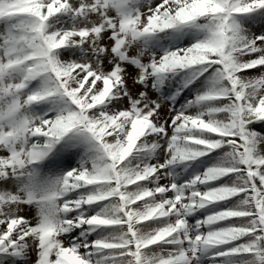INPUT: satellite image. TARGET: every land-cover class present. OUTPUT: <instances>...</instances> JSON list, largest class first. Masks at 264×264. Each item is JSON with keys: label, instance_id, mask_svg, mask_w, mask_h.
Returning <instances> with one entry per match:
<instances>
[{"label": "snow or ice", "instance_id": "6c2138e0", "mask_svg": "<svg viewBox=\"0 0 264 264\" xmlns=\"http://www.w3.org/2000/svg\"><path fill=\"white\" fill-rule=\"evenodd\" d=\"M0 264H264V0H0Z\"/></svg>", "mask_w": 264, "mask_h": 264}]
</instances>
